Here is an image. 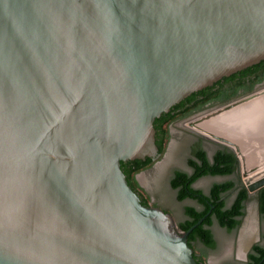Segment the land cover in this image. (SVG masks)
Returning a JSON list of instances; mask_svg holds the SVG:
<instances>
[{
	"label": "water",
	"instance_id": "1",
	"mask_svg": "<svg viewBox=\"0 0 264 264\" xmlns=\"http://www.w3.org/2000/svg\"><path fill=\"white\" fill-rule=\"evenodd\" d=\"M261 60L264 0H0V264H197L203 217L179 230L119 162L157 157L154 118ZM262 95L178 123L235 154L248 195L264 186ZM235 107L234 128L207 129L245 142V167L187 127Z\"/></svg>",
	"mask_w": 264,
	"mask_h": 264
},
{
	"label": "trees",
	"instance_id": "2",
	"mask_svg": "<svg viewBox=\"0 0 264 264\" xmlns=\"http://www.w3.org/2000/svg\"><path fill=\"white\" fill-rule=\"evenodd\" d=\"M226 83V86L223 84ZM264 83V60L243 68L228 76L222 77L211 85L191 92L183 99L172 105L166 112L154 118V145L160 157L169 138L168 124L186 118L210 107L218 106L236 98L237 90L242 95L251 92L256 85ZM202 139L197 137L190 148V155L186 164L188 171L174 170L169 178V187L174 191L175 199L179 202L190 200L194 203L183 206V218L177 221V228L185 231L200 217L201 222L187 235V245L192 249V257L197 264H204L203 252L196 256L193 254L195 244L199 243L205 249H213L215 241L211 233V225L215 222L227 231L235 229L240 223L243 206L248 198L240 178L236 180L225 179L212 182L206 191H202L193 184L203 176H230L236 173L238 161L235 154L227 147L219 145L210 156L201 145ZM151 159H131L120 161L119 167L124 174L126 183L133 191H138L139 186L134 175L152 165ZM233 192L229 204L225 196ZM257 210L264 220V186L254 191ZM140 203L146 205L148 198L138 193ZM262 243H254L246 255L244 264H264V235ZM228 264V263H227Z\"/></svg>",
	"mask_w": 264,
	"mask_h": 264
},
{
	"label": "rangeland",
	"instance_id": "3",
	"mask_svg": "<svg viewBox=\"0 0 264 264\" xmlns=\"http://www.w3.org/2000/svg\"><path fill=\"white\" fill-rule=\"evenodd\" d=\"M262 85V84H261ZM253 90L257 89L259 86ZM183 129V128H182ZM180 126L172 128L168 151L164 158L155 164L153 170L141 172L137 175L139 182L138 192L148 198L149 203L155 204L166 211L173 221L183 218L182 209L184 205L193 204L190 200L177 201L174 191L169 187L168 181L174 170L188 171L186 158L189 155V148L195 140V135L182 130ZM221 145L214 141H204L203 148L208 155ZM241 179L240 164L236 173L230 176H203L195 182V187L206 191L212 182H219L225 179ZM233 197V192L225 196L226 204H229ZM215 241L213 249H205L199 243L195 244L197 254L203 252L204 264H244V256L247 251V245L250 243H262L264 235V220L261 219L255 196L250 194L243 206V213L240 217L239 225L227 231L218 226L215 222L210 227Z\"/></svg>",
	"mask_w": 264,
	"mask_h": 264
},
{
	"label": "bare ground",
	"instance_id": "4",
	"mask_svg": "<svg viewBox=\"0 0 264 264\" xmlns=\"http://www.w3.org/2000/svg\"><path fill=\"white\" fill-rule=\"evenodd\" d=\"M260 99H264V95L260 96ZM238 107L233 108L231 112L219 110L218 111L219 113L215 112L214 114L215 116H210L212 114L211 112L208 115L207 119H204L206 116L195 117L190 120L191 125L189 126H187L186 124H183V125L189 127L192 131L203 134L205 136H210L212 133L214 136H222L225 139H227L232 144L233 147H236L238 153L241 155L243 159V165L245 167L244 155H243L244 154L243 145H245V142H242L243 144L240 145L239 141L237 139H234V137H232L230 134L219 133V132L214 133L207 129L209 127L208 122L213 118H221L220 121L224 126H226L227 128H234L240 122V119H242L241 116H242L243 110L239 109V110L234 111V109H237Z\"/></svg>",
	"mask_w": 264,
	"mask_h": 264
},
{
	"label": "flooded vegetation",
	"instance_id": "5",
	"mask_svg": "<svg viewBox=\"0 0 264 264\" xmlns=\"http://www.w3.org/2000/svg\"><path fill=\"white\" fill-rule=\"evenodd\" d=\"M261 84H264V83H261ZM261 84H259V85H261ZM223 86H226V83H224L223 84ZM258 85H256L255 87H257ZM237 97L236 98H238V97H240V96H243L242 95V91L241 90H237ZM245 95V94H244ZM236 98H233V99H236ZM233 99H231V100H233ZM231 100H229V101H231ZM228 101V102H229ZM227 103V102H226ZM225 104V103H224ZM222 105V104H221ZM181 120V119H180ZM180 120H175V121H173L172 123H169L168 124V126H167V128H168V133H169V138H168V140H167V142H166V145H165V149H164V152H163V154L159 157V156H157V157H155V158H150L152 161H153V163H152V165L150 166V167H148V168H146V169H144V170H142V171H140V172H138V173H136L135 175H134V179H135V181L137 182V184L139 185V182H138V180H137V175H139V173H141V172H149V171H151V170H153V168L155 167V164L157 163V162H159L160 160H162L163 158H164V156L166 155V153H167V151H168V147H169V143H170V140H171V137H172V135H173V132H172V128H174V127H178L179 125H178V123H179V121ZM182 129V128H181ZM182 130H184V131H186V132H188L186 129H182ZM189 133V132H188ZM195 135V140L197 139V137H200V136H198V135H196V134H194ZM153 137H154V135H153ZM201 139H202V141H201V145H202V143L204 142V141H209V140H207V139H205V138H202V137H200ZM194 140V141H195ZM194 141H193V143H194ZM192 143V144H193ZM191 144V145H192ZM219 145H217V147H218ZM223 146V145H222ZM203 147V146H202ZM216 147V148H217ZM190 148H191V146H190ZM190 148H189V155H190ZM215 148V149H216ZM214 149V150H215ZM205 150V149H204ZM213 150V151H214ZM212 151V152H213ZM207 153V152H206ZM188 155V156H189ZM208 155V154H207ZM208 156H210V155H208ZM188 158V157H187ZM187 158H186V160H185V163H186V161H187ZM126 161V160H125ZM136 194H137V196H138V191H134ZM138 198H139V196H138ZM139 202H140V198H139ZM145 206H153V207H157L155 204H153V203H149L148 201H147V203H146V205ZM157 208H160V207H157ZM161 209V208H160ZM163 210V209H162ZM164 211V210H163ZM164 212H166V211H164ZM254 243H250L249 245H247V251H246V253H245V256H244V260L246 261V255H247V253L249 252V250H250V248H251V246L253 245ZM193 254L196 256L197 255V253H196V251H195V249H193ZM195 258H197V256L195 257ZM245 261H244V263H245Z\"/></svg>",
	"mask_w": 264,
	"mask_h": 264
}]
</instances>
